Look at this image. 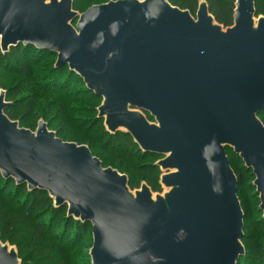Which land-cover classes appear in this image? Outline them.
I'll list each match as a JSON object with an SVG mask.
<instances>
[{
  "label": "water",
  "instance_id": "95a60500",
  "mask_svg": "<svg viewBox=\"0 0 264 264\" xmlns=\"http://www.w3.org/2000/svg\"><path fill=\"white\" fill-rule=\"evenodd\" d=\"M219 24L206 0L196 15L169 0H115L83 13L74 0H0V48L57 54L103 98L98 117L124 131L156 164L154 194L104 167L88 145L66 142L40 121L20 126L0 93V172L47 191L68 216L90 222L92 264H238L244 211L226 148L255 176L264 218V16L235 0ZM76 22V25L74 23ZM147 114L154 119L151 121ZM0 264H22L0 239Z\"/></svg>",
  "mask_w": 264,
  "mask_h": 264
},
{
  "label": "trees",
  "instance_id": "16d2710c",
  "mask_svg": "<svg viewBox=\"0 0 264 264\" xmlns=\"http://www.w3.org/2000/svg\"><path fill=\"white\" fill-rule=\"evenodd\" d=\"M174 6L189 10L193 15L199 7L200 0H169ZM209 6L210 13L215 17L216 21L224 27H230L234 23L235 0H206ZM264 0H255L256 16L258 17L264 12ZM75 8L84 12L82 3L75 0ZM76 23V22H75ZM57 54L46 49L37 48L34 45L19 44L10 48L8 52H2L0 48V71L10 70L18 72L25 80H35L40 82L43 91L50 93L51 100L66 99L74 96L76 92L91 93L97 98H102L87 89L83 79L74 71L70 70L68 65L56 67ZM46 60L40 69L36 70L41 65L42 61ZM82 84V86H79ZM79 86L80 91H74ZM76 86V88H71ZM81 87V88H80ZM34 104L33 99L29 101V107ZM6 114L15 120L16 114L12 111L11 106L6 109ZM151 121L152 117L147 114ZM264 117V110L259 114V118ZM98 119V118H97ZM94 128L97 132L94 136L96 138L88 140V145L94 155L100 152H112L117 156L123 157L125 161L136 167V171L143 175L148 185L154 192H160V177L162 171L156 164L157 160L162 158L161 155L143 152L139 146L134 142L133 137L124 132L119 131L116 134L109 133L104 125V120H94ZM100 133V134H99ZM61 135V134H60ZM63 138L67 135L63 134ZM105 139L106 146H100L97 137ZM111 149V150H110ZM227 154L230 158L231 166L238 178V194L241 193L239 187L245 185L246 179L249 180V185L252 194L256 196V204L252 207L253 214H259L256 222L264 223L262 216L263 212L260 209L259 194L256 192V187L253 182L255 176L252 169L245 166L243 160L233 151L232 148H226ZM104 156L99 158L103 159ZM136 160L138 162H136ZM103 164L107 162V158L102 160ZM116 165V164H115ZM120 172H127L123 166L117 164L115 166ZM130 187L133 188V183L130 181ZM0 197L6 198L9 203L21 212V216L25 221H31L34 226V234L39 244L48 247L49 252H55L61 255H66L69 245H74L82 240H89L91 246L93 244V226L90 222L77 220L74 217L68 216V206L56 207L53 198L47 191L41 189L30 190L26 183H17L12 177H4L0 172ZM240 198V197H239ZM241 201V200H240ZM244 211V230L249 229L251 219L249 217V209L245 207L241 201ZM6 214V213H5ZM6 231H9V226H12L13 221L8 218L6 214ZM19 218L16 217L17 220ZM5 233V232H4ZM1 237V235H0ZM247 239L244 233L243 240ZM4 240V239H3ZM249 248L246 247L245 256L241 257L238 264L247 258ZM20 254V253H19ZM264 255V254H263ZM23 262V260H22ZM47 264H71L68 261H63L56 258L48 260ZM87 264H90L88 260Z\"/></svg>",
  "mask_w": 264,
  "mask_h": 264
},
{
  "label": "rangeland",
  "instance_id": "374dc122",
  "mask_svg": "<svg viewBox=\"0 0 264 264\" xmlns=\"http://www.w3.org/2000/svg\"><path fill=\"white\" fill-rule=\"evenodd\" d=\"M78 1L82 3L83 10L86 11L94 5H100L115 0ZM74 10L80 14L83 13L82 10L75 8V6ZM261 15L264 16V12ZM74 25H76V23H74ZM55 58L57 59L56 56L52 57V59ZM45 61L46 60L42 61L36 73L38 69L46 64L44 63ZM76 86L71 88H76ZM79 86H82V84ZM79 86L74 89L75 92L81 90H79ZM1 92L5 93L6 101L10 103L12 111L16 114V119L14 121H18L23 128L36 131L39 122L43 121L47 124L50 131L56 132L59 138L66 142H74L79 145H88V140H92L96 138L94 136H97V132L93 129L95 124L94 120H102L98 117V108L101 106L103 98H97L85 91L76 92L74 96L66 99L51 100L49 96L50 93L43 91L40 82L25 80L18 72L10 70L0 71V93ZM30 99L34 101L31 108L29 107ZM261 121L264 123V117L261 118ZM62 133L67 135V138H63ZM97 140H99L100 146H109L106 145V140H103V138L101 139L99 135ZM100 156L107 158L104 167L117 169L115 166L120 164L125 170H129L125 173H121L128 176L129 186L130 181H132L133 188L130 187L132 191L140 189L144 183L148 184L146 178L136 171L137 168L130 165L123 157L117 156L112 152L108 153L103 151L100 152L99 156L97 155L98 158ZM103 159L100 158L101 161ZM160 159L156 162L160 161ZM136 162L138 161L136 160ZM249 180L250 179H246L245 185L239 187L241 193L238 194L240 197L239 199L250 211L248 213L249 217L252 218L249 229L244 230L247 239H242V244L245 249L246 247L249 248L247 258L242 261V264H264V223L256 222L259 214H253L252 207L256 204V196L252 194L253 190L250 188ZM160 186V192H154L152 190L154 194H163L167 191L161 184ZM5 213L8 214V218L13 221L12 226H9V231H6L7 215ZM16 217L19 219L14 220ZM24 219L25 218L21 216V212L16 209L12 203H9L6 198L0 197V239L3 243H7L11 247L17 249L18 253H20L19 257L21 261L23 260L22 264H47L48 260L51 258L68 261L71 264H87L89 260L90 264H92L89 253L92 246L89 240L79 241L75 246L69 245L66 255L60 256L58 253L49 252L47 246L39 244L34 234V226L31 221L28 222Z\"/></svg>",
  "mask_w": 264,
  "mask_h": 264
}]
</instances>
